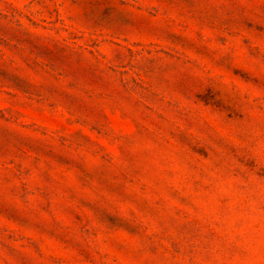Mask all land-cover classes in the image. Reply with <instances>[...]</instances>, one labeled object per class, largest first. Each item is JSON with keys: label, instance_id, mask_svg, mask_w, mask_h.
<instances>
[{"label": "rangeland", "instance_id": "rangeland-1", "mask_svg": "<svg viewBox=\"0 0 264 264\" xmlns=\"http://www.w3.org/2000/svg\"><path fill=\"white\" fill-rule=\"evenodd\" d=\"M0 264H264V0H0Z\"/></svg>", "mask_w": 264, "mask_h": 264}]
</instances>
